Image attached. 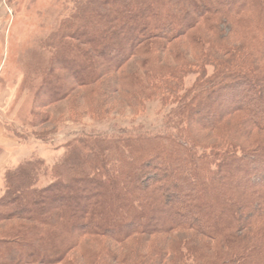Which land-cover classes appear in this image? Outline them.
<instances>
[{
	"label": "trees",
	"instance_id": "trees-1",
	"mask_svg": "<svg viewBox=\"0 0 264 264\" xmlns=\"http://www.w3.org/2000/svg\"><path fill=\"white\" fill-rule=\"evenodd\" d=\"M72 8L46 40L33 124L72 97L96 119L164 98L172 126L84 134L51 166L7 169L0 264H264V0Z\"/></svg>",
	"mask_w": 264,
	"mask_h": 264
},
{
	"label": "rangeland",
	"instance_id": "rangeland-1",
	"mask_svg": "<svg viewBox=\"0 0 264 264\" xmlns=\"http://www.w3.org/2000/svg\"><path fill=\"white\" fill-rule=\"evenodd\" d=\"M74 1L0 0L1 115L6 119L9 133L19 143H31L27 147L31 154L27 159L42 160L47 166L53 165L63 154L67 142L84 134L108 137L156 135L172 126L170 110L173 107L169 99L164 98L143 103L142 111L136 115L126 107L114 105L108 115L96 119L85 114V108L84 111L77 109L76 98L73 100L72 97L37 109L48 116V121L33 124L32 113L36 109L32 101L41 85V70L50 56L46 40L71 12ZM137 70L133 59L128 63L127 71ZM211 73L212 68L208 67V76ZM195 79V75L187 76L182 81L183 89L191 88ZM40 182L45 185L49 180L41 177Z\"/></svg>",
	"mask_w": 264,
	"mask_h": 264
},
{
	"label": "crops",
	"instance_id": "crops-1",
	"mask_svg": "<svg viewBox=\"0 0 264 264\" xmlns=\"http://www.w3.org/2000/svg\"><path fill=\"white\" fill-rule=\"evenodd\" d=\"M2 109L0 108V195L3 188V175L4 172L12 167L14 164H19L30 157V151L27 147L31 143H19V141L12 136L6 125Z\"/></svg>",
	"mask_w": 264,
	"mask_h": 264
}]
</instances>
